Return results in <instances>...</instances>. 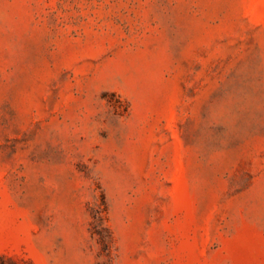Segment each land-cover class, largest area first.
<instances>
[{
	"label": "rangeland",
	"instance_id": "374dc122",
	"mask_svg": "<svg viewBox=\"0 0 264 264\" xmlns=\"http://www.w3.org/2000/svg\"><path fill=\"white\" fill-rule=\"evenodd\" d=\"M0 264H264V0H0Z\"/></svg>",
	"mask_w": 264,
	"mask_h": 264
}]
</instances>
